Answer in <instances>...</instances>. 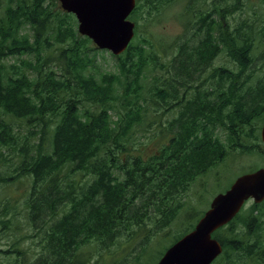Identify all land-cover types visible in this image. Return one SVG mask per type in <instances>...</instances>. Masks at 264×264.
<instances>
[{
    "label": "trees",
    "instance_id": "obj_1",
    "mask_svg": "<svg viewBox=\"0 0 264 264\" xmlns=\"http://www.w3.org/2000/svg\"><path fill=\"white\" fill-rule=\"evenodd\" d=\"M174 1L144 0L155 9ZM4 3L0 159L3 149L18 143L19 160L8 173L0 171V186L7 191L12 184H26V219L34 228L39 221L55 220L43 253L52 263L35 264H99L82 251L85 244L95 241L104 247L119 235L131 236L150 208L161 214L158 224L170 222L176 194L223 161L232 148L251 153L249 142L259 141L256 124L264 119V0H257L255 18L261 24L254 30V20L248 24L240 17L243 12L236 13L251 7L250 0H186L187 21L174 48L165 50L173 51L168 61L161 62L141 41L117 58V73L97 72L89 40L77 34L75 19L56 2ZM251 33L263 44L260 64L254 63ZM213 54L215 61L221 55L226 63L198 73V66L206 67ZM11 58L16 60L9 63ZM57 65L62 66L60 74ZM212 80L216 93H194ZM229 84L233 87L226 93ZM168 94L180 95L174 102L182 107L176 124H171L173 136L164 138L165 125L157 123L153 137L164 141L146 157L131 140L139 131H150L148 103L169 111L173 101L161 102ZM15 120L37 129L34 142L17 135ZM220 129L227 131V145L214 137ZM62 169L85 171L93 179L77 191L76 174L58 180ZM40 182L45 185L38 189ZM6 206L0 207L4 226L12 219V208ZM246 213L215 232L222 254L214 264H264V203Z\"/></svg>",
    "mask_w": 264,
    "mask_h": 264
},
{
    "label": "rangeland",
    "instance_id": "obj_2",
    "mask_svg": "<svg viewBox=\"0 0 264 264\" xmlns=\"http://www.w3.org/2000/svg\"><path fill=\"white\" fill-rule=\"evenodd\" d=\"M52 3L57 0H49ZM185 1L175 0L167 6L159 7L157 9L154 6H148L144 0H138L139 7L133 17L136 25L135 37L133 39V45H138L141 41L148 43L147 50L153 49L159 54L158 59L168 61L169 57L173 54V51L165 52L166 48L173 49L172 43L178 39L182 34L185 22L187 21L185 14ZM209 2V1H208ZM210 3V2H209ZM58 5V3H56ZM250 5L243 6L241 10L236 13H242L240 17L247 18L248 24L253 22V30L256 29L261 23L256 21L257 11L259 12V4L257 0H250ZM238 8V5H237ZM5 3L4 0H0V16L4 14ZM239 9V8H238ZM238 15V14H237ZM233 19L237 22L238 16ZM243 18V19H244ZM131 21H133L131 19ZM247 29V28H245ZM24 32V28L22 30ZM181 37V36H180ZM253 40L252 55L255 58L254 63H261L259 54L262 51V46L256 42L258 36L251 33ZM89 56L96 65V70L100 72H115L117 73L116 61L113 56L106 51H89ZM23 58H27L24 56ZM16 58L8 59L9 63H12ZM224 64L226 61L219 55L215 61V54L212 58L206 62V67L198 66V73L203 72L204 69H209L213 64ZM249 65V64H247ZM250 66V65H249ZM62 67V66H61ZM60 67V68H61ZM57 65L56 72L60 74L63 70ZM193 70V68H192ZM242 72H245L242 69ZM215 82L210 81L205 85L199 86L194 93L208 94L216 93ZM232 85L226 86V93H230ZM178 91V89H177ZM168 94L162 97L161 102L168 100L173 101L171 108L166 113L161 109L156 108L157 104L148 103V112L146 119L150 122V131H139L133 135L131 140L132 146L136 149L139 148L142 152L141 155L146 157L151 156V153L156 150L164 138L173 136L171 132V124L175 125L178 119V113L182 107L174 102L180 98V95ZM158 100V98H156ZM203 102L206 100H202ZM14 131L17 135L23 139L27 137L31 142H34L37 138V129L31 128L26 123L15 120ZM154 122V123H153ZM160 122L165 124L164 138L153 137L157 131L154 126ZM259 124L260 121H257ZM223 125H217L214 130L222 127ZM221 140L224 139L227 143L226 131L220 130L219 134ZM249 140L245 141V144ZM251 141V140H250ZM258 144V145H256ZM251 153L243 152L240 149L232 148L223 161L216 164L207 170L204 174L198 176L186 190H181L183 193H178L173 201V217L171 221L164 224L158 222L161 219V214L158 211L153 212V209H149L140 224L141 228L133 227L132 234L119 235L114 238L107 246L101 245L98 242L90 241L83 246L82 251L90 258L92 256V262L98 261L99 264H153L157 261L160 254L172 243L179 235H181L187 227L194 225L197 218L201 213L208 208V204L211 198L219 193L224 192L225 189L239 176L246 174L252 170L260 168L264 163V149L261 142L252 140L249 142ZM256 146V147H255ZM258 146V147H257ZM137 150V149H136ZM3 158L0 159V171L4 174L3 169L8 173L12 165L18 162L19 144L15 143L12 146H7L2 150ZM85 171L71 172L62 169L58 173V180L63 181L64 176H72L76 182V189L87 186L93 179L92 175L83 174ZM86 173V172H85ZM45 182H40L38 189L44 186ZM22 190L23 193L28 189L26 184H12L10 189L3 191L0 186V207L3 204H7V209L12 208V219L4 226L0 223V264H18L19 260L25 264H35V262L52 263L50 256L44 255L45 251V236H48V232L51 230V225L55 221L54 219H48L45 223L39 221V227L34 228L29 218L26 219L27 207L24 205L23 194H19L17 189ZM23 195V196H22ZM249 204V203H248ZM247 204V205H248ZM69 209L66 205L65 211ZM62 212V211H61ZM60 214V213H59ZM58 214V217H59ZM243 227V225H241ZM38 228V229H37ZM130 236V237H129ZM18 248V253H14L15 248ZM42 262V263H43ZM91 262V261H90ZM22 263V264H23Z\"/></svg>",
    "mask_w": 264,
    "mask_h": 264
},
{
    "label": "water",
    "instance_id": "obj_3",
    "mask_svg": "<svg viewBox=\"0 0 264 264\" xmlns=\"http://www.w3.org/2000/svg\"><path fill=\"white\" fill-rule=\"evenodd\" d=\"M61 9L75 16L78 33L90 39L99 49L120 54L133 36V23L126 20L135 0H58ZM264 145V125L260 130ZM264 198V166L235 179L230 188L216 195L194 229L169 247L156 264H210L221 252L211 237L229 222L244 201Z\"/></svg>",
    "mask_w": 264,
    "mask_h": 264
},
{
    "label": "flooded vegetation",
    "instance_id": "obj_4",
    "mask_svg": "<svg viewBox=\"0 0 264 264\" xmlns=\"http://www.w3.org/2000/svg\"><path fill=\"white\" fill-rule=\"evenodd\" d=\"M204 77V76H203Z\"/></svg>",
    "mask_w": 264,
    "mask_h": 264
}]
</instances>
